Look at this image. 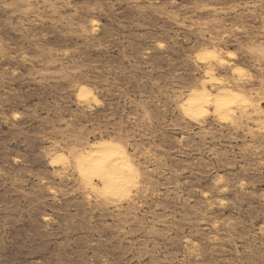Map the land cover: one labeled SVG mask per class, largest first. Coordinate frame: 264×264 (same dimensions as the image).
<instances>
[{
    "label": "rangeland",
    "instance_id": "rangeland-1",
    "mask_svg": "<svg viewBox=\"0 0 264 264\" xmlns=\"http://www.w3.org/2000/svg\"><path fill=\"white\" fill-rule=\"evenodd\" d=\"M0 264H264V0H0Z\"/></svg>",
    "mask_w": 264,
    "mask_h": 264
},
{
    "label": "bare ground",
    "instance_id": "bare-ground-1",
    "mask_svg": "<svg viewBox=\"0 0 264 264\" xmlns=\"http://www.w3.org/2000/svg\"><path fill=\"white\" fill-rule=\"evenodd\" d=\"M208 54L210 55L209 57H214L215 58L216 54H214L212 52H210ZM80 91H82L85 94L86 92H89L90 90L87 91V89L85 87V88L81 89ZM84 94H82V95H84ZM91 96H92V92H91ZM238 96H239V94L237 95V94H233L232 92H226V91L225 92L223 91L222 93L219 92L216 96H213L210 92H206V91H204V92H195V93L189 95V97L186 99V102L184 103L183 107H184V110H185V112H186V114L188 116H190L191 118H195L196 119L199 116H201L205 112V110L207 108H209V106H213V107H215L216 112L222 117V120H223V118H225L224 116L227 113L226 109L228 107V104L230 102H232V100H235ZM95 154L97 155V157L99 159L102 160L101 166H97L95 164L94 160H90L89 161V159L92 156H94ZM53 162H55V161H53ZM56 164H57V161H56ZM80 165L83 168H85L86 171L89 170L88 171L89 173H93L94 168L98 167L99 170L103 171V174H104V178L103 179H105V181H106L104 183H106L108 186L110 185L112 188L113 187H121L123 185V183L125 182L124 179H126L125 178L126 176H124V175H126V168L128 169V167H129L130 170L133 172V170L131 169L132 166L130 164L129 158L126 155L125 151L121 147H118L116 145H113V144H110V143H106V142L96 152H92L86 158L82 159L81 162H80ZM129 173H131V172H129Z\"/></svg>",
    "mask_w": 264,
    "mask_h": 264
}]
</instances>
